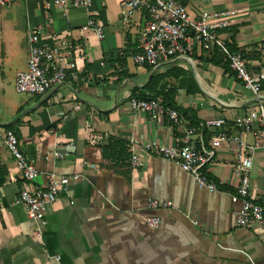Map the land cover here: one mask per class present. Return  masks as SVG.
<instances>
[{"label": "crops", "instance_id": "obj_1", "mask_svg": "<svg viewBox=\"0 0 264 264\" xmlns=\"http://www.w3.org/2000/svg\"><path fill=\"white\" fill-rule=\"evenodd\" d=\"M125 1L47 9L37 0H12L4 17L19 13L22 32L3 28L14 25L0 14V264H264V226L235 225L241 207L236 146L212 147L219 133H236L235 121L256 110L257 100L222 58L212 60L214 50L172 59L156 69L136 66L131 57L145 17L136 12L125 23ZM179 1L191 18L201 12L231 13L229 26L218 31L221 40L242 54L249 73L262 71L264 0ZM90 16L103 27V40L81 30ZM33 26L43 27L41 38L48 45L65 41L73 46L70 75L43 96L19 95L14 88L16 75L27 67V33ZM163 90L175 92L171 108L192 116H181L175 124L130 111L132 98H153ZM259 101L264 105V82ZM212 120L225 124L200 130ZM190 128L198 130L192 141L201 131L214 154L201 172L220 187L216 193L197 188L188 174L143 149L147 142L180 147ZM7 130L43 173L36 181L25 182L17 171L3 144ZM244 141L252 149L250 191L260 201L264 140L252 129ZM70 142L74 147L68 156L44 159ZM48 174L78 179H71L47 208L42 226L29 220L19 197L22 189L43 187ZM150 199L171 207L150 210ZM147 217L160 218V226L146 227Z\"/></svg>", "mask_w": 264, "mask_h": 264}, {"label": "built area", "instance_id": "obj_2", "mask_svg": "<svg viewBox=\"0 0 264 264\" xmlns=\"http://www.w3.org/2000/svg\"><path fill=\"white\" fill-rule=\"evenodd\" d=\"M12 0H0V9L7 7ZM45 8L58 6L62 9L72 8L90 9L95 0H37ZM122 20L126 23L136 12H142L145 20L137 39V53L131 59L136 66H149L156 69L162 63L172 59H191L197 51L212 52L217 50L228 64L238 80L248 89L257 100V109L248 111L238 118L234 127L236 133L228 135L219 133L212 142V147L220 143L234 144L237 152L236 173L239 185L236 196L241 202L240 210L235 216V225L239 228H249L252 225L264 226V199L257 201L250 191V170L252 166V149L247 147L244 135L255 130L258 138L264 140V105L259 101L261 85L264 82V67L262 71L251 74L247 70L246 62L240 52L232 51L220 38L218 31L229 26L228 12H201L196 18H191L179 0H126L122 4ZM84 32L93 33L99 40L104 38L103 27L90 16L81 28ZM42 26H33L28 30L27 43L29 46L27 69L20 72L15 78V92L19 95L43 96L49 90L62 84L70 75L72 68L73 46L71 43L61 41L50 46L42 41ZM129 109L133 114L148 116L152 121L168 120L178 123L181 114L154 99L143 100L132 98ZM223 120H212L202 125L205 128H222ZM198 130L187 129L181 140L180 147H164L156 142L143 144L145 152L161 157L188 174L195 186L213 194L220 191V187L208 176L201 172V168L209 164L213 152L205 146L202 132L200 131L197 142L192 141V136ZM3 144L14 158L17 171L27 183L36 181L43 173L23 155L19 148L18 140L12 131L3 133ZM64 151L55 150L45 156L62 159L69 155L74 147L70 142L63 145ZM132 166L138 163L132 160ZM77 180L78 176H72ZM70 177L48 174L47 183L36 189H22L19 202L24 206L29 220L46 224L45 214L47 208L55 203L58 196L67 188ZM150 210L171 207L170 202L148 200ZM145 225L149 229H157L161 220L158 217L145 218ZM57 260L59 258L57 257Z\"/></svg>", "mask_w": 264, "mask_h": 264}, {"label": "trees", "instance_id": "obj_3", "mask_svg": "<svg viewBox=\"0 0 264 264\" xmlns=\"http://www.w3.org/2000/svg\"><path fill=\"white\" fill-rule=\"evenodd\" d=\"M231 50H233V49L231 48ZM124 53H125V51L119 52V61H121L122 64H124V61H125V55H124ZM212 57H213L212 60H214L215 58H218V57H220V59L222 58L220 61L222 63H224L223 65H224V67L227 70L229 69L228 64L224 61L223 57L221 56V54L217 50H214V52L212 53ZM174 94H175V92L172 91V90H167V91L166 90L165 91L163 90V91H161L160 93H158L153 98H148V97H145V96H140V99H143V100L154 99V100L160 102L161 104H163V105L171 108V107H173L172 99L174 97ZM174 109L177 110L181 114V116H187V115L192 116V112H183V111L180 112L178 109H176V108H174ZM103 155H104L105 158H108V156L106 155V151H104V154Z\"/></svg>", "mask_w": 264, "mask_h": 264}, {"label": "rangeland", "instance_id": "obj_4", "mask_svg": "<svg viewBox=\"0 0 264 264\" xmlns=\"http://www.w3.org/2000/svg\"><path fill=\"white\" fill-rule=\"evenodd\" d=\"M0 10H1L0 14L3 15L2 20L4 22L5 21H7V22L12 21L13 22L12 25H14V27H11V26H7V25L5 26V24H4L3 28L10 29L11 32H22V29L24 26V24L22 22V16L19 13H14L13 15L11 13V14H8L6 17H4L5 14L9 12V8L3 7ZM26 69H27V67H26ZM6 86L7 87L10 86V79H9V81L6 82ZM9 93L14 95L13 91L12 92L10 91V88H9Z\"/></svg>", "mask_w": 264, "mask_h": 264}]
</instances>
